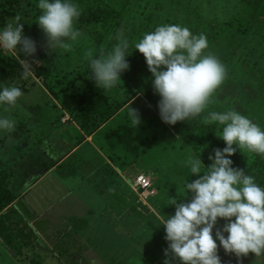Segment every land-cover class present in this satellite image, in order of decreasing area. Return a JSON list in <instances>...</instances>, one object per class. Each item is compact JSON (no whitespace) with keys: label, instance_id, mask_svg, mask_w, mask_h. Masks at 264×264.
Returning <instances> with one entry per match:
<instances>
[{"label":"rangeland","instance_id":"374dc122","mask_svg":"<svg viewBox=\"0 0 264 264\" xmlns=\"http://www.w3.org/2000/svg\"><path fill=\"white\" fill-rule=\"evenodd\" d=\"M190 0H75L71 1L79 6L80 10H96L98 8H104L115 12L116 18L109 20L105 28L100 27L94 32L93 27L81 26L77 22L75 27L83 32V36L79 42L73 45L71 51L64 52L62 49L50 50L46 44V37L43 31L39 28L37 17L41 14V10L34 6H23L20 10H17V14L21 16L20 23L23 24V35L30 37L36 43V52L33 56H25L23 52L19 51L20 46L15 52H7L11 56L17 57L23 66L27 69L25 75L22 76V81L19 82L15 78L6 77L3 73H0V87L3 86H16L20 87L22 82L26 83L25 89L21 91L23 95L18 99V107L6 111L7 105H0V117L11 115L16 120V128L12 133L0 131V157L7 156L9 162L15 163L14 175L18 176L22 174L27 166L18 165L27 164L30 162L28 174H22L29 176L31 181L38 180L32 191V195L37 196L39 193L46 191L53 192L51 187L56 190L54 195H59L64 189L61 187L66 185V190L77 184L79 178L69 179L65 181V177L60 174L59 168L72 169L74 172H78L83 168L84 174H88L95 168V162H88L84 159V155L89 151V147L83 146L77 154L72 153L73 145L82 144L85 139L82 136H76L74 132H71L72 136L70 140L63 133L59 134L60 128L65 130L66 126L77 125L76 120L66 113L65 109L60 106L59 100L54 97V93H58V90L66 85L74 91H79L78 88L86 90L87 88L81 84L80 79L77 80L79 75H82L85 70L88 71L89 79L91 77V69L88 66V62L84 58V54L88 49H94L98 51L100 48H104L107 52L111 50L112 46L117 42L114 37L117 31L121 28L124 29V35L129 40L134 48V43L138 42L142 38L143 34L152 32L156 27L161 25H180L181 27L188 28L193 34L203 33L208 40L209 47L206 51L214 54L226 69V78L223 84L214 93V103L210 104L205 111H217L224 112L227 110H236L240 114L252 120L264 130V62L258 58L256 53L263 47L259 45L256 40L251 38L263 39L264 32L261 29V23L258 21L256 24L248 23L234 26L233 20L227 14L228 10H224L222 17L202 15L197 12H193V8L197 5L189 4ZM239 0H232L236 4ZM223 4H218L217 1L209 6V10L215 9L216 6L222 7L225 0H222ZM229 2V3H231ZM218 4V5H217ZM261 15L256 16V20L264 21V0L261 4ZM244 9L249 11L247 4H243ZM204 8V7H203ZM223 8V7H222ZM250 14V11L249 13ZM15 15V16H16ZM14 17L7 19L6 24L10 20H14ZM219 19L215 23L212 19ZM206 21L207 23L203 22ZM210 25V26H209ZM4 26V27H5ZM2 27L0 30H2ZM134 28L137 31H131ZM139 32L141 33L139 35ZM214 49L212 48V43ZM135 49V48H134ZM3 50V49H0ZM138 51V50H136ZM241 55H240V54ZM264 53V49H263ZM1 54V53H0ZM239 59H238V57ZM0 57H3L0 55ZM242 58V59H241ZM28 60H32L35 63V68L39 72L38 75H33V71L28 67ZM129 70L121 74V80L117 86L104 91L98 88L94 80L90 79L89 89L93 93L107 94L113 103L122 104L128 96L132 95L131 99L125 102L115 114L104 122L99 128L91 134L89 144H93L94 153L100 152L103 158L109 161L108 166L111 167V171L114 172L115 177L125 179L123 182L127 185H131V190L135 192L133 186V179L139 174H145L149 180H151V187L147 195H140L142 201L137 196L138 201L147 207L148 212H155L157 215L152 217V223L149 222V226L156 230V227L163 230L159 232V235L154 233L151 229H147L143 233V238H149L150 243L145 245L138 244L136 241H130L126 243L125 237L116 233L114 239L110 236V230H107L108 223L102 218L100 222L95 220L94 223L88 224L86 232L82 236V241L88 243L89 249H81L77 247L72 249L70 246L74 245L73 242L64 243L60 234L56 231L62 219L61 214L64 213L60 206L56 209V206L47 211L44 215H41L43 226H39L40 231L34 229L33 225H24L21 221L22 218L27 216L26 212L16 205V197L12 203L8 204L5 212L10 206H13L14 210L10 215V220L15 224L22 226V232L25 231V237L30 244L25 248L27 254L24 256L27 260H23V257L8 255L3 250L0 251V262L2 264H164L165 256L163 245L160 247L158 244H162V239L166 233L164 226L161 224L164 219H167L168 215H173L175 212V205H171L170 200L172 196L177 201L187 202L186 189L184 187L185 181L191 182L197 177L190 174V168L186 163L182 164L179 153L182 152L179 148V142H181L178 135L172 130L170 125L162 122L157 104L160 99L158 95L154 94L152 88V75L147 68V64L144 57H135L131 59ZM242 60V61H241ZM246 61V63H244ZM135 64V67L133 66ZM241 67L242 69H237ZM0 64V69H1ZM82 72L76 75L78 72ZM240 75L238 77L239 85L236 86L227 77L229 74ZM78 81L77 87H70V81ZM235 80V79H234ZM136 83V85H134ZM66 84V85H65ZM78 85H80L78 87ZM50 89L52 91H50ZM61 97V96H60ZM133 109L142 110L139 112L141 117V123L136 129L133 130V136L135 137H147L150 138L155 132L157 133V139L155 142H147L144 146L137 148V151L126 150L121 146L112 135V131L120 129L122 127H128L131 125L130 118L128 116V110ZM126 108V109H125ZM127 112V113H126ZM142 113H145L142 115ZM147 121H152L154 125L150 127L147 125ZM160 123L163 125H160ZM166 126L168 131H164L163 127ZM78 127V126H77ZM134 128V127H132ZM76 130V129H75ZM68 132L70 130H67ZM78 133V130H76ZM74 137V138H73ZM86 138H89L87 135ZM42 139V140H41ZM50 141V144L47 142ZM38 141V142H37ZM44 141V142H43ZM43 142V149H39L41 152L40 160H37L38 156H31L30 151L35 150L34 145ZM70 144L63 146L62 143ZM58 143V150L54 149L55 155L50 157V148H53L54 144ZM39 145V144H38ZM67 146V147H66ZM65 148V149H64ZM97 150V151H96ZM72 155L65 159V157ZM29 161L26 162V158L29 157ZM52 159L51 160L49 159ZM194 158H197L194 155ZM49 160V163L48 160ZM65 159V161H64ZM3 162V159H1ZM0 162V163H1ZM38 162L44 163L42 167H58L54 172H43V168L38 165ZM65 163H67L65 165ZM104 163V161H100ZM65 165V166H64ZM97 166V165H96ZM84 167L86 169H84ZM6 164H3L0 168V184L2 187L6 186V189L11 185V171L5 169ZM9 169V168H8ZM66 170V169H65ZM99 170V167H97ZM125 173V175H123ZM127 173V174H126ZM121 174V175H120ZM120 175V176H119ZM202 175V174H201ZM132 176L131 183L126 182V178ZM81 177V176H80ZM126 177V178H125ZM17 179V177H16ZM60 179L65 182L64 185H60ZM93 180V178H91ZM152 180H154L152 182ZM94 181V180H93ZM61 184H63L61 182ZM129 187V186H128ZM130 189V188H129ZM83 192V193H82ZM63 193V194H64ZM136 193V192H135ZM62 194V195H63ZM171 196L168 198V196ZM91 194L86 193V188L81 191L74 190L69 193V198L78 201L76 203H68L70 205V211L73 215H77L79 210L86 207L87 202L91 201ZM157 200L162 213L155 209L153 199ZM167 200V201H165ZM15 201V202H14ZM68 204H65L67 206ZM38 209H43L44 205L39 204ZM142 206H138L141 209ZM67 208V207H66ZM157 208V207H156ZM68 210V209H67ZM130 210L129 208L126 209ZM103 213H112L115 221L119 222V227L122 225V217L124 213L105 206ZM169 213V214H168ZM154 214V213H153ZM25 216V217H24ZM133 222L138 221V217L132 216L130 218ZM71 222V220L65 221L64 224ZM226 223L225 220L220 219L216 227L213 229V237L215 238L216 228H222ZM50 228L47 233L45 228ZM57 228L52 231V228ZM64 230L66 225H62ZM133 227V226H132ZM32 230V233L28 229ZM90 228V229H89ZM126 228V227H125ZM125 228L120 227L118 233L125 234ZM133 229H135L133 227ZM29 232V233H27ZM113 233V232H112ZM225 236L227 234L225 233ZM217 254L221 259V264H264V254L256 257L255 254L249 253L248 256L242 257L239 260L235 254L225 253L222 246L219 245L217 240ZM152 243V245H151ZM68 246L67 250H62V247ZM130 246V249L126 245ZM139 246H141L139 249ZM146 246V248L142 247ZM5 249V242L0 238V249ZM76 250L78 252L77 262L71 263V252ZM24 251V252H25ZM67 251V254H63ZM76 252H73L75 254ZM37 257L34 259L33 257ZM52 256V259L48 257ZM87 256L89 258H87ZM123 258H122V257ZM33 263H31V261ZM175 264V262H173Z\"/></svg>","mask_w":264,"mask_h":264},{"label":"clouds","instance_id":"9594fccd","mask_svg":"<svg viewBox=\"0 0 264 264\" xmlns=\"http://www.w3.org/2000/svg\"><path fill=\"white\" fill-rule=\"evenodd\" d=\"M37 7L41 14L36 22L47 47L71 51L84 35L75 27L81 15L79 6L71 0H39ZM20 21L17 14L0 30V49L11 53L19 45L25 56H33L36 43L23 35ZM114 39L117 42L111 50L90 48L84 54L91 69L90 79L104 91L116 87L121 74L130 68L126 59L130 42L123 28ZM208 47L203 33L196 35L186 27L168 24L143 34L134 43L152 75L153 92L160 98L159 116L165 124L201 117L214 103V93L223 84L226 69L214 54L206 53ZM22 95L19 87H0V105H7L6 111L15 109ZM128 116L136 129L141 123L138 110L130 107ZM201 122L221 125L222 132L217 136L226 146L213 150L208 157L212 163L207 167L200 157L189 156L190 174L197 178L185 181L186 197L190 199L180 203L173 199L175 212L161 223L168 245L164 264H221L217 240L225 253L235 254L238 260L249 253L259 257L264 254V188L244 169L234 168L230 157L238 149L264 157V130L231 109L208 111ZM15 128L16 120L11 115L0 117V131L12 133ZM220 219L226 223L216 228L214 238L213 229Z\"/></svg>","mask_w":264,"mask_h":264},{"label":"trees","instance_id":"16d2710c","mask_svg":"<svg viewBox=\"0 0 264 264\" xmlns=\"http://www.w3.org/2000/svg\"><path fill=\"white\" fill-rule=\"evenodd\" d=\"M216 1L217 3L220 2L218 3L220 5L223 4L222 0H190L188 3L197 5L196 8H193V12H197L205 16L210 15L212 17L216 15L220 16L221 18L224 10H228L226 15L229 14L231 16L228 18L233 20L234 26H238L240 24L243 25L246 23L247 25H250L248 23H251V26L253 27L252 24H256L259 21L262 26L258 24L256 25L261 26V29L264 32V21L262 19L256 20V16L262 14L261 4L263 3V0H239L236 4H234V2H231L232 0H225L224 5L222 6L223 8L221 6H216L215 9L209 10V6ZM38 2L39 0H0V29L5 26L7 19L14 17L17 13V10H20L23 6H25V4L27 6H34L36 8ZM245 3L247 4V7H249L250 14H248L249 11L244 9L243 4ZM115 18V12L105 10L104 8H98L96 10L81 9V15L77 23L83 27H93L92 30L96 32V30L100 27L105 28L107 22ZM217 20L219 19H212L214 23ZM203 22L207 23L206 21ZM129 30L131 29L129 28ZM131 31L134 32L137 31V29L134 28ZM140 34L141 33L139 32V35ZM247 38H251L253 41L256 40V42L264 49V35L263 39L261 40L259 38ZM211 45L214 49L213 43ZM263 49L256 53L258 58L254 63H256L259 59L264 62ZM0 53V55L3 56L0 57V64L2 67L0 69V73H3L6 77L9 78L13 77L12 79L15 78L17 81L21 82L22 76L27 72V69L25 68V66H23V63L17 57L7 54L5 50H0ZM127 55L129 56H127L126 59L130 63L132 61L131 59L135 57H144L141 53H139V51H136L133 48L131 43L127 50ZM28 61V67L33 71V75L39 76V72L35 68V63L32 60ZM244 63H246V61ZM133 66L135 67V64H133ZM237 69L240 70L242 68L238 67ZM88 71L89 70H85L82 75H79L82 72L81 70L76 74L79 75L77 80L80 79L81 84L87 88L86 90L78 88L79 91H74L69 88V85L65 84L66 86L60 88L58 90V93H54V97L59 100L60 106L65 109L66 113L71 115L76 120V124L80 132L83 133L82 137L87 135L90 136L91 134H93L97 128H99L104 122L111 118L115 114V112L132 97V95L128 96V98L125 99V102L121 105H113L110 98L107 97V94H102L100 92L93 93L89 89L90 79ZM239 76L240 75L233 73L229 74L227 78L237 86L239 85ZM77 83L78 81L76 80L70 81V87H77ZM25 85L26 83L22 82L19 88L24 90ZM134 85H136V83H134ZM79 86L80 85H78V87ZM50 91L52 90L50 89ZM139 112L141 113L142 110L139 109ZM143 114L145 113H142V115ZM206 114L207 112L205 111L202 116ZM202 116L197 117L196 119L177 122L175 125H170L172 130L176 135H178L181 140L178 146L182 151L179 153L182 164L187 162L189 156L194 158V155H196V157L201 158L202 162L207 167L212 163V161H210L208 157L210 154H213V150L216 148L223 149L226 146L224 141L217 136L221 134L222 126L218 123L205 125L201 122ZM151 122L152 121H147V125H149L150 127L154 125ZM160 125L162 124L160 123ZM134 129L135 128H132V126L130 125L128 127H122L120 129L112 131V135L116 139V141L126 150L130 151V153H132L133 151H137V148L144 146L147 142H155L158 136L157 133H160L156 131L155 134L150 138H141L133 136ZM163 130L168 131L166 129V126L163 127ZM160 134L163 136L162 133ZM43 142L37 144L34 143V145H36V151L32 150L35 152L31 154H33L34 156H38L37 152L39 151V149H43ZM230 159L233 161L232 166L234 168L244 169L247 174L252 175L255 178V182L259 186L264 188V157L255 153H249L247 151L241 152L238 149L236 153L230 157ZM15 197L16 195L12 192L11 189H6V186L2 187V185L0 184V238L5 242V249L1 248L0 251L3 250L8 255L19 256V258L23 257V260L26 261L27 258L24 256L25 254H27L25 248L29 246L30 241H28L24 236L25 231L22 232V226L18 224L14 225V223L10 220V215L14 210L13 206H10L5 212H3L4 209H6L7 205L13 202ZM170 197L171 196L169 195L168 198ZM173 199L174 197L172 196L170 200L172 201ZM187 199H190V196H188ZM28 231L32 233V230L28 229ZM135 239V234L130 236V241H135ZM63 254H67V251L62 253V255ZM69 256H72V258L70 259L71 263H74L75 261L77 262L78 254L74 255L71 253V255ZM33 258L37 259V257L35 256ZM48 258L52 259L53 261L52 256L51 258L50 256ZM87 258L89 257L87 256ZM30 261L31 263H33L32 260ZM0 264L2 263L0 262Z\"/></svg>","mask_w":264,"mask_h":264},{"label":"crops","instance_id":"0c3cea01","mask_svg":"<svg viewBox=\"0 0 264 264\" xmlns=\"http://www.w3.org/2000/svg\"><path fill=\"white\" fill-rule=\"evenodd\" d=\"M75 129L78 130V133ZM59 130H60L59 134L57 132L56 134L61 135L63 133L64 135L68 137L69 140H70V137L72 136L71 132H74L76 134L74 137L76 136L79 137L83 135V133L80 132L77 125L66 126L65 130L61 128ZM67 130H70V131L68 132ZM90 137L91 136H89V138H86V136H84L85 139L83 140L82 144L73 145L72 153L77 154L83 146L87 145L89 147L88 148L89 151L91 150V152L90 153L87 152V154L82 157H84V159L88 162H91V161L95 162L96 163L94 165L95 168L93 169L92 172L88 174L82 173L83 168L78 172H74L71 168L70 169L68 168L63 169L62 167L59 168L60 174L62 173V175L65 177V181H69V179L71 180V179L79 178L77 184L73 185L70 188V190L66 191L65 193L64 191L66 190V185L61 187V189H64V190H62L59 195L53 196V192L56 190L55 188H58V187H51L53 192L52 191L49 192L48 191L49 187H48L46 191L41 192L37 196L33 197L31 193L35 185L38 183V180L31 181L29 179V176L22 175L25 173L28 174V169L30 166V162L28 161H29L30 156L26 158V162H28L27 164L17 166V168H19L20 166H27V169H24L22 174H19L18 176H16V174L14 175V171H13L14 168H16L15 166L16 164L9 162V159L7 158V156H3V158L0 157V162H1V159H3V162L0 163V168L2 169L3 164H6L5 169L8 171H11V176L13 178L11 180V185L9 189H11L12 192L16 195V200H15L16 205H18L19 203V207L23 210V212L27 213V216L26 217L24 216L25 218L21 219L22 223L24 225H33L35 231L36 230L40 231V229L38 228V225L41 227L43 226L41 215H44L47 211H49L51 208H53L54 206L58 204L56 206V209L57 208L59 209L60 206L62 207L64 206V208H62L64 213L61 214L60 219H62V221L60 222V225H57L58 230L56 232L60 234L64 243H67V242L75 243L72 246L69 245V247H71L72 249L81 247V249H85V250L87 249L88 252L92 250L93 246L89 249L88 243H84L82 241V236L86 232L87 227L89 226L88 225L89 223L92 224L94 223L95 220H98L97 222H100L102 218L108 223L107 230L108 231L110 230V233H111L110 236L112 237V239L117 237V236L115 237L117 233L120 236L125 237V241H127L126 243H128L130 242V236L135 234L136 241L138 242L139 245H141L142 243H144L145 245L149 244L151 242L150 239L143 238V233L145 230L151 229L154 233L158 235L160 231L163 232V230H160L161 228L159 227H156V230H155L153 227L149 226V222L152 223V217H155V215L157 214L155 212H148L147 207H145L138 201L137 196L140 198V201H142L143 198L141 199V196H139L138 192L135 193L131 190V185H127L125 184V182H123V180L125 179H120L118 177H115L114 172L111 171L112 166H108L110 164L109 161L106 158H103L99 151L96 150L97 153H94L93 151L94 145L89 144ZM47 142L50 144L49 140H47ZM53 144H54L53 148H50L49 150L51 153L49 155L50 157H52V155H55L54 149L58 150L59 148L58 143H52V145ZM62 145L63 146L67 145L68 147L70 146V144H67L64 142L62 143ZM33 152L35 151H30L29 154ZM37 154H38L37 160L39 161L40 158H43V157H41V152L38 151ZM31 156H34V155L31 154ZM71 156L72 155H69L65 157V159ZM49 160H51L52 162L51 158ZM49 160L47 163H49ZM102 160L104 161V163H100V161ZM39 164L42 167L44 163L38 162V165ZM66 164L67 163H65V165ZM97 167H99V170H97ZM42 168H43V172H45L46 170L47 172H54L58 167L57 166L48 167L47 169L46 167H42ZM84 169L86 168L84 167ZM123 175H125V173ZM91 178H93L94 181ZM131 178L132 176L129 178H126V182L130 181L131 183V180H132ZM153 181L154 180H152V182ZM61 182L63 184H61ZM64 184L65 182H63L60 179L59 186L60 185L62 186ZM84 188H86L87 194H91L90 196L91 201L87 202L86 207L83 208L82 210H79L77 215H73L72 211H70V205L68 203L74 202L77 205L79 204V202L75 201V198L70 199L69 193L74 190L81 191V189H84ZM153 201H155L153 202L155 209L157 211L160 210V212L162 213V210L160 209V206L158 205L156 198L153 199ZM39 204L44 205L43 209H38L37 206ZM65 204H68V205L65 206ZM105 206H107L108 208H112L114 211L116 210L117 213L119 211L124 213V216L122 217V225L120 227L122 228L126 227L125 234L118 233L120 229L119 222L115 221V218L112 213H107V214L103 213V209L105 208ZM138 206H142L141 209L138 208ZM127 208H129L130 210L127 211L126 210ZM132 216L138 217L139 218L138 221L133 222V220L130 219ZM67 220H71V222L64 224L65 221ZM62 225H66L67 228H65L64 230V227H62ZM132 226L135 229H133ZM45 229L46 231L44 233H47L48 230H50V228L48 227ZM54 229H57V228H54ZM54 229L52 228V231ZM161 242L162 244L161 245L158 244V245L160 247L163 245V248L162 247L161 248L165 250L168 245L164 237ZM126 246L127 248L130 249L129 245H126ZM140 247L141 246H139L136 249H139ZM142 247L147 249L146 246H142ZM67 248L68 246L66 244H65V247H62V249L64 250H67ZM73 252H76L74 255L78 254L76 250H74ZM73 252L71 253L73 254Z\"/></svg>","mask_w":264,"mask_h":264},{"label":"built area","instance_id":"2783aa9c","mask_svg":"<svg viewBox=\"0 0 264 264\" xmlns=\"http://www.w3.org/2000/svg\"><path fill=\"white\" fill-rule=\"evenodd\" d=\"M132 181L135 192L141 193L140 195H147L151 187V181L145 175L139 174Z\"/></svg>","mask_w":264,"mask_h":264}]
</instances>
